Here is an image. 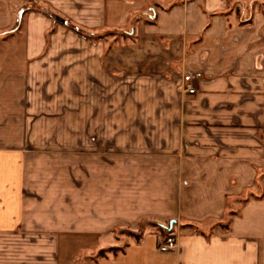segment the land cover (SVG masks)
<instances>
[{"label":"crops","instance_id":"crops-1","mask_svg":"<svg viewBox=\"0 0 264 264\" xmlns=\"http://www.w3.org/2000/svg\"><path fill=\"white\" fill-rule=\"evenodd\" d=\"M0 264H264V0H0Z\"/></svg>","mask_w":264,"mask_h":264},{"label":"rangeland","instance_id":"rangeland-1","mask_svg":"<svg viewBox=\"0 0 264 264\" xmlns=\"http://www.w3.org/2000/svg\"><path fill=\"white\" fill-rule=\"evenodd\" d=\"M34 1H31L29 3L34 5ZM28 10H29L28 8H25L23 12H26ZM44 12H48V11H44ZM151 14H152L151 11H145V14H137L135 16H132V18H131L132 21L130 22V24L132 22H134L139 17H142V19L147 21V18L150 17ZM62 18H64V17H62ZM64 19L67 20L68 25L66 27L61 25V27H64L67 31H70L73 34L77 35L78 37H81V38H83V39H85V40H87V41H89L91 43L104 41L107 44V46L108 45L110 46L112 44H115L116 41H120V40L121 41H128L130 39V37H131L130 30L132 28V25L130 26V24L123 30V32H121V31L119 32V31H116V30H114V31L104 30V31L87 32V31H85L83 29H79L77 27L72 26L70 21H69V19H67V18H64ZM54 26H60V24H55L54 23ZM108 113L109 114L107 115V117L110 118L112 113H111V111H109ZM103 126H104V128H102V126H101V128H99L98 132H94L93 134L90 135L91 139H93V142H98L99 141V143H100V141H101L100 139L103 138V135L106 133V128H105L106 124L104 123ZM74 148H77V147H74ZM77 149L80 151V148H77ZM75 152H77V151L75 150ZM76 164H78V163H76ZM78 169H79V167H78ZM45 180H47V179H45ZM75 181H78V180H74V182ZM233 209L236 210V207L234 206ZM142 226H148L152 231L160 232L159 231L160 230L159 227H157L153 222L144 223ZM142 226H141V228H142ZM138 232L135 233V232L130 231L129 228H126V229H116V230H114L113 234H114V237H115L116 240H121L119 245H120V247H123L124 244H122V242L125 240V238L133 237V238H136V240H138L139 239ZM162 236L164 238V237H167L168 235L164 236V234H162ZM120 249L121 248H113L112 250H120ZM110 250L99 252L97 256L101 257V256H103V254L105 252H110ZM114 252H118V251H114Z\"/></svg>","mask_w":264,"mask_h":264},{"label":"built area","instance_id":"built-area-1","mask_svg":"<svg viewBox=\"0 0 264 264\" xmlns=\"http://www.w3.org/2000/svg\"><path fill=\"white\" fill-rule=\"evenodd\" d=\"M28 2L34 1V0H27ZM190 94H192L194 91L193 90H188ZM177 242L174 236L168 235L165 237L158 245V250L161 253H167L170 251H173L176 249Z\"/></svg>","mask_w":264,"mask_h":264},{"label":"water","instance_id":"water-1","mask_svg":"<svg viewBox=\"0 0 264 264\" xmlns=\"http://www.w3.org/2000/svg\"><path fill=\"white\" fill-rule=\"evenodd\" d=\"M48 17L52 20L53 23L55 24H60L64 27H66L68 25V22L63 19L62 17L52 13V12H47ZM130 35H132V31H130ZM173 221H171L167 227H165L168 231L171 230Z\"/></svg>","mask_w":264,"mask_h":264},{"label":"trees","instance_id":"trees-1","mask_svg":"<svg viewBox=\"0 0 264 264\" xmlns=\"http://www.w3.org/2000/svg\"><path fill=\"white\" fill-rule=\"evenodd\" d=\"M151 17H148L147 18V22H151ZM157 227H159V231H160V233L161 234H164V236L165 235H168L169 234V231L165 228V227H162V226H160V225H158V224H156V223H154ZM220 227L222 228V229H224V230H227L228 229V227H229V223L227 224V223H225V224H221L220 225ZM114 251H117V250H110V252H112L113 254H115L116 252H114Z\"/></svg>","mask_w":264,"mask_h":264}]
</instances>
